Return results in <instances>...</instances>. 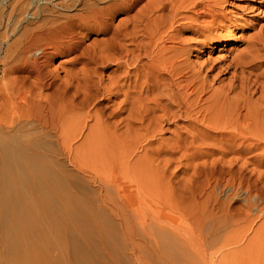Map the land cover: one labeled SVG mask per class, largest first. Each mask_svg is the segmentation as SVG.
<instances>
[{
  "label": "bare ground",
  "instance_id": "bare-ground-1",
  "mask_svg": "<svg viewBox=\"0 0 264 264\" xmlns=\"http://www.w3.org/2000/svg\"><path fill=\"white\" fill-rule=\"evenodd\" d=\"M139 1L0 0V264H200L197 241L213 231L199 220L192 235L178 221H146L115 196L101 199L73 182L72 146L91 120L102 130L139 123L159 132L181 120L188 136H177L178 147L196 140L212 154L236 155L220 166L241 188L247 165L258 156L264 164V71L255 72L264 28L242 36L245 46L209 80L180 29L220 41L233 19L227 0H155L131 13ZM118 13L125 16L115 24ZM89 31L105 36L101 46L76 54ZM63 54L80 60L81 72L52 69ZM115 178L103 179L106 193H124ZM167 204L180 212L179 201Z\"/></svg>",
  "mask_w": 264,
  "mask_h": 264
},
{
  "label": "rangeland",
  "instance_id": "rangeland-1",
  "mask_svg": "<svg viewBox=\"0 0 264 264\" xmlns=\"http://www.w3.org/2000/svg\"><path fill=\"white\" fill-rule=\"evenodd\" d=\"M152 1L155 0L139 1L131 13ZM49 6L53 7V4L49 3ZM224 7L233 19L221 31L229 35H224L220 41L205 43L208 40L205 36H197L186 27L180 29V34L191 40V62L201 68L209 80L245 46L241 42L242 36L246 39L259 32L260 27L264 28V0H227ZM124 16L118 13L114 23ZM103 38L101 33L89 31L76 54L85 46H90L88 52H91L96 45L101 46ZM73 56L56 55L51 68L61 77L81 72L83 64L80 60L72 63ZM260 63L256 73L264 71V60ZM114 68L104 70L99 67L98 73L105 75ZM258 95L257 92L255 97ZM95 98L101 100V93ZM94 122L89 121L78 135L72 146V162L67 166L73 182L80 189L85 193H96L101 199L113 195L123 210L129 214L137 212L146 221H150L152 214L163 217L158 219L163 222L178 221L192 235H195L192 221L199 220L203 231H213L204 244L197 241L199 253L196 259L200 264H264V164L261 165V156L247 165V187L241 188L238 181L233 184L229 181L226 167L220 166V162L236 155L222 156L220 151L212 154L210 145H200L196 140L178 147L177 136H188L181 129V120H171L170 125L165 126L167 129L160 132L139 123L128 131L102 130L98 126L94 128ZM84 139L88 142L83 143ZM171 147H175L174 154L163 152ZM197 150L201 154L195 153ZM260 152L261 149H257L250 154ZM114 174L124 193L105 192L102 181L112 180ZM256 186L262 188L260 193H255ZM176 200L180 202L179 213L167 204Z\"/></svg>",
  "mask_w": 264,
  "mask_h": 264
}]
</instances>
